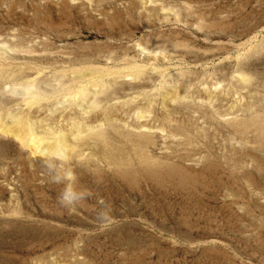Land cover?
Returning a JSON list of instances; mask_svg holds the SVG:
<instances>
[{
	"label": "rangeland",
	"instance_id": "1",
	"mask_svg": "<svg viewBox=\"0 0 264 264\" xmlns=\"http://www.w3.org/2000/svg\"><path fill=\"white\" fill-rule=\"evenodd\" d=\"M0 264H264V0H0Z\"/></svg>",
	"mask_w": 264,
	"mask_h": 264
},
{
	"label": "clouds",
	"instance_id": "2",
	"mask_svg": "<svg viewBox=\"0 0 264 264\" xmlns=\"http://www.w3.org/2000/svg\"><path fill=\"white\" fill-rule=\"evenodd\" d=\"M57 180V182H59L60 177H56L55 178ZM77 194L72 192L71 189H65L64 192L61 193V202L62 203H71V201L76 198Z\"/></svg>",
	"mask_w": 264,
	"mask_h": 264
}]
</instances>
